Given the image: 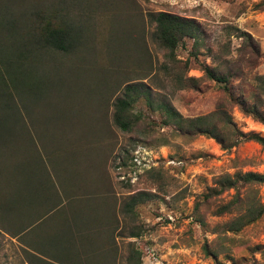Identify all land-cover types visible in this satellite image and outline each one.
<instances>
[{
  "label": "rangeland",
  "instance_id": "374dc122",
  "mask_svg": "<svg viewBox=\"0 0 264 264\" xmlns=\"http://www.w3.org/2000/svg\"><path fill=\"white\" fill-rule=\"evenodd\" d=\"M26 1L43 9L60 5L78 32L71 54L56 56L51 97L47 105L37 106L39 115L49 117L36 123L39 134L31 131L33 144L17 138L12 148L18 153L9 149L0 155L24 167L25 158H57L55 189L49 190L42 215L59 199L67 203L79 194L97 193L111 197L116 206L120 264L126 263L131 241L142 250L144 264H264V213L239 232L226 230L253 202L264 205V184L206 196L223 174H264L260 143L245 140L223 149L214 138L164 125L165 110H152L144 100L133 105L131 130L114 121V102L124 95L125 86L141 83L184 118L225 107L239 131L264 136V123L244 114L200 65L230 74L234 94L257 101V76L264 75V0ZM159 12L193 18L202 27L201 40H185L173 62L153 38L151 14ZM164 66L175 67V72L167 73ZM259 109L264 113L263 104ZM45 126L52 128L50 133L41 132ZM27 127L33 129L28 119ZM141 192L149 199L136 212L146 230L131 238L124 205ZM28 221L25 205L7 211L0 204V264H38L31 257L36 254L34 239L42 242L44 233L60 224L52 221L29 230Z\"/></svg>",
  "mask_w": 264,
  "mask_h": 264
},
{
  "label": "trees",
  "instance_id": "16d2710c",
  "mask_svg": "<svg viewBox=\"0 0 264 264\" xmlns=\"http://www.w3.org/2000/svg\"><path fill=\"white\" fill-rule=\"evenodd\" d=\"M26 2L0 0V155L3 156L9 149L18 153V149L12 148L17 138L25 140V144H33L30 142L34 140L31 131L39 134L40 127L36 123L49 117L48 113L39 115L37 106L43 103V106L47 105L45 100L51 97L56 78V56L59 53L71 54L78 36L71 18L64 14L60 5L52 3L44 10L40 4L35 7V4ZM151 19L155 24L153 38L159 46L169 51L167 57L171 62L175 60L177 48L185 40L193 39L195 43L201 40L202 27L193 18L159 12L151 14ZM200 65L207 77L223 86L230 100L244 114L264 123V113L259 109V104L264 105L261 99L264 95V75L257 76V95H254L257 101L250 103V100L236 96L231 90L230 74H224L206 63ZM164 68L167 73L175 72V67ZM142 100L152 110H165L162 123L174 125L186 135L214 138L223 149L236 147L245 140H255L264 147V136L239 131L227 108L219 107L205 115L184 118L165 99L158 102L152 89L141 83L126 85L124 95L114 102L115 124L124 131L131 130L133 105ZM27 119L33 129L27 127ZM51 130L45 126L41 132L47 134ZM31 137L33 140L28 139ZM34 148L37 152V148ZM56 159L25 158L24 167L22 162L9 163L6 158H0V204L3 203L7 211H17L25 205V218L31 221L26 229L41 227L52 221L60 222L53 230L44 233L42 242H35L34 239L36 254L32 253L31 257L38 264H120L119 234H115L119 221L111 197H101L97 193H92L90 197L79 194L68 199L67 203L58 198L59 201L42 215L45 212L44 204L49 201V190L55 189ZM22 169L23 174H17ZM76 178L74 176L75 184L79 183ZM244 184H264V174L253 171L223 174L217 186L211 188L206 196L238 189ZM41 191H44L43 194ZM147 196L148 193L141 192L124 205V212L131 220V225L126 227L128 237L139 238L146 230L144 224L139 222L136 206L148 200ZM89 201L92 203L89 204ZM227 209L231 210L230 207ZM263 213L264 205L253 202L246 213L227 223L226 230L239 232L258 220ZM38 231L35 233L37 236ZM128 251L125 264H144L143 252L134 241L129 243Z\"/></svg>",
  "mask_w": 264,
  "mask_h": 264
}]
</instances>
